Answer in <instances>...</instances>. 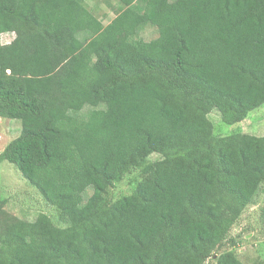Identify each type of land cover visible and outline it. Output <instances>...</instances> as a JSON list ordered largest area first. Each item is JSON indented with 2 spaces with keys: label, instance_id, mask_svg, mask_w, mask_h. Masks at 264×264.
Returning <instances> with one entry per match:
<instances>
[{
  "label": "trees",
  "instance_id": "trees-1",
  "mask_svg": "<svg viewBox=\"0 0 264 264\" xmlns=\"http://www.w3.org/2000/svg\"><path fill=\"white\" fill-rule=\"evenodd\" d=\"M115 1L104 25L85 0H0V119L20 123L0 163L63 225L0 201V264H245L229 234L264 184V136L215 135L209 115L264 104V0Z\"/></svg>",
  "mask_w": 264,
  "mask_h": 264
},
{
  "label": "rangeland",
  "instance_id": "rangeland-1",
  "mask_svg": "<svg viewBox=\"0 0 264 264\" xmlns=\"http://www.w3.org/2000/svg\"><path fill=\"white\" fill-rule=\"evenodd\" d=\"M87 7L99 18L104 25H107L119 10L115 0H85ZM122 35V34H121ZM157 30L146 26L139 32V37L145 41L156 38ZM125 37V36H123ZM14 38L13 33L1 35L2 44L11 42ZM209 119L214 126V134L226 136L235 131L242 133L264 136V104L251 111L248 117L240 124L227 125L221 121L217 111H212ZM20 123L16 120L0 119V153L8 142L19 135ZM158 155L151 156V159ZM137 177L136 173L129 174L111 191H109V200L126 195L131 190V181ZM90 192V191H89ZM88 192V193H89ZM0 201H4L3 211L13 218L22 220H34L38 214H45L57 226H63L59 222V216L56 208L46 202L38 190L31 186L23 178L16 167L8 162L0 163ZM229 238L238 242L235 252L239 259L245 264H252L264 254V184L261 186L254 204L249 205L236 224L230 231ZM228 238V239H229ZM229 243V241H226ZM225 247H227L225 245ZM205 264H214L210 259Z\"/></svg>",
  "mask_w": 264,
  "mask_h": 264
}]
</instances>
